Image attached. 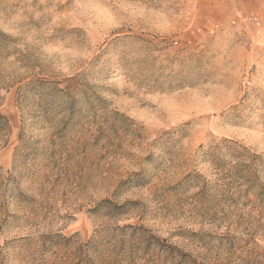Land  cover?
<instances>
[{
	"label": "rangeland",
	"instance_id": "1",
	"mask_svg": "<svg viewBox=\"0 0 264 264\" xmlns=\"http://www.w3.org/2000/svg\"><path fill=\"white\" fill-rule=\"evenodd\" d=\"M217 1L0 0V264L93 260L126 224L207 261L264 262V212L180 184L214 177L201 146L264 154V3Z\"/></svg>",
	"mask_w": 264,
	"mask_h": 264
},
{
	"label": "trees",
	"instance_id": "2",
	"mask_svg": "<svg viewBox=\"0 0 264 264\" xmlns=\"http://www.w3.org/2000/svg\"><path fill=\"white\" fill-rule=\"evenodd\" d=\"M0 36L8 38L9 36L0 32ZM50 89L56 94H63L65 91L58 86H52ZM59 92V93H58ZM9 120L0 113V129H9ZM199 161L209 162L213 178H207L199 171L188 173L181 181L183 186H198L200 193L205 198L216 199L225 196L226 201L231 206L240 205L243 209L256 212H264V154L252 150L250 147L234 139L224 138L220 142L201 146L198 154ZM136 182V181H135ZM103 203L110 204L113 217H119L125 214L129 202L118 205L105 199ZM114 243L112 249H103L95 255L93 260L87 259L77 264H141L142 255L152 249L169 256L171 264H226L220 261H207L203 254H195L191 251H185L176 245L164 243L162 239L143 225L126 224L117 225L114 229ZM198 234V233H196ZM65 240L72 237L61 235ZM100 235H98L99 237ZM198 236V235H197ZM130 237L132 244L138 246L128 252L122 247L124 238ZM92 242L98 243L96 237L82 243L78 247L77 254L84 256L92 251ZM146 261V260H145ZM148 261H151L148 259ZM264 264V262H257ZM44 264H75L71 261H62L54 258L53 261L44 260Z\"/></svg>",
	"mask_w": 264,
	"mask_h": 264
},
{
	"label": "crops",
	"instance_id": "3",
	"mask_svg": "<svg viewBox=\"0 0 264 264\" xmlns=\"http://www.w3.org/2000/svg\"><path fill=\"white\" fill-rule=\"evenodd\" d=\"M226 1V0H225ZM218 4L223 3L224 0H218ZM235 5L236 9H242L245 8L246 5H255L257 4H262V0H230ZM226 3V2H225Z\"/></svg>",
	"mask_w": 264,
	"mask_h": 264
}]
</instances>
